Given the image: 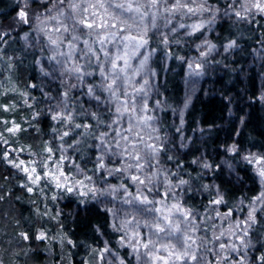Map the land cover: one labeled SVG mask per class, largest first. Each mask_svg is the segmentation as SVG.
<instances>
[{
  "label": "snow or ice",
  "instance_id": "obj_1",
  "mask_svg": "<svg viewBox=\"0 0 264 264\" xmlns=\"http://www.w3.org/2000/svg\"><path fill=\"white\" fill-rule=\"evenodd\" d=\"M17 4L14 23L0 30V56L14 67L4 49L11 32L27 25L22 39L36 49L35 63L44 76V82L30 84L40 89L41 100L20 91L22 104L30 110L21 121L4 115L21 107L15 97L0 102V159L24 174L21 186L52 201L78 197L80 204L104 207L111 214L108 226L119 247L130 249L137 264H264V244L257 250L258 239L253 238L254 230L264 229V151L254 152L234 139L208 151L203 139L197 147L181 127L175 128L178 136L169 138L150 103L152 58L161 45L166 54H173L169 45L178 29H186V36L198 32L202 36L201 30L221 18L255 22L257 16L264 18V0H17ZM179 18L195 19L173 26ZM236 45L229 38L222 47L228 51ZM217 47L203 38L194 44L199 52L191 62L184 56L179 59L202 75ZM0 95L7 97L8 91ZM259 99L264 101V94ZM154 104L163 107L159 99ZM42 116L47 130L41 128ZM238 119L243 126L245 119ZM179 123H185L183 111ZM214 127L208 126L209 133ZM29 129L39 148L18 146ZM216 149L223 151V159L213 154ZM26 152L30 159L24 158ZM241 161L259 177L260 190L233 197L225 182L216 180L227 171L234 177L232 183L243 182L237 171ZM205 177L212 182H205ZM189 193L206 202L196 207L187 198ZM95 231L105 234L101 225ZM20 236L31 239L29 231ZM63 237L75 246L66 232ZM58 238L63 243L61 237H52ZM37 239H49L47 231L41 228ZM92 252L98 264H129L108 239Z\"/></svg>",
  "mask_w": 264,
  "mask_h": 264
},
{
  "label": "trees",
  "instance_id": "obj_2",
  "mask_svg": "<svg viewBox=\"0 0 264 264\" xmlns=\"http://www.w3.org/2000/svg\"><path fill=\"white\" fill-rule=\"evenodd\" d=\"M17 10V0H0V30L8 29L14 23ZM193 19L179 18L173 21V26L180 22L191 24ZM26 30L27 25H18L17 30L11 32L9 46L4 49L7 56L12 57L14 67L9 68L4 57L0 56V72L3 74L0 76V93L8 91L7 97L0 95V102L15 97L21 103L16 112L4 113L6 118L17 121H21L30 111L22 104L20 91H28L35 99H42L40 89L30 87L31 83L42 81L40 68L35 63L38 56L34 58L33 55L36 49L26 48L22 39ZM186 31L178 29L174 40L170 36L173 42L169 47L173 54H166L161 45L160 51L152 58L154 74L150 85V103L157 108L161 131L172 138L178 136L175 128L181 127L184 136L192 138L197 147L201 146L203 139L208 151L229 139L237 140L244 148L254 152L264 151V101L259 99L264 76V18L257 16L255 22L247 23L221 18L213 27L201 30L202 36L199 32L186 36ZM203 38L216 43L217 49L222 52L225 51L222 46L227 45L229 38L235 39L237 45L224 55H209L203 74L197 75L179 57L184 56L191 62L199 52L194 44L200 43ZM191 82L196 90L192 100L188 101L187 92ZM13 87L18 91H9ZM156 99L161 101L162 108L154 104ZM39 107L42 109L43 104ZM181 111L185 120L183 125L179 123ZM238 117L245 119L243 126ZM41 119V128L47 130L48 121L43 116ZM210 124L215 127L209 133ZM201 129H204L203 133ZM234 132L240 135L235 136ZM35 135L29 129L17 141L18 146L33 144L39 148L40 142L34 139ZM9 138L16 139L12 136ZM176 142L179 143V140ZM213 154H219L218 158L223 159L221 149H216ZM24 158L30 159L27 152ZM237 171L243 182L232 183L234 177H230L227 171L216 182L223 180L233 197L251 196L260 190L259 177L252 168L241 161L237 164ZM23 179V173L0 159V196L4 197L0 199V258L5 264H98L92 248L103 247L105 239L129 264H137L130 249L119 247L115 233L108 226L111 214L104 207L95 202L80 204L78 197L65 196L58 201L45 199L39 193L27 192L20 184ZM205 182H212V178L205 177ZM187 198L196 207L206 202L203 196L196 193H189ZM45 211L50 215H42ZM57 212L60 213L59 217H56ZM97 225L103 227L104 236L95 231ZM41 228L47 231L49 239H37ZM22 231H29L31 239L24 240L20 236ZM65 232L76 241L75 246L63 237ZM52 237H61L63 243L61 239ZM253 238L258 239L256 248L259 250L264 244V229L254 230Z\"/></svg>",
  "mask_w": 264,
  "mask_h": 264
},
{
  "label": "rangeland",
  "instance_id": "obj_3",
  "mask_svg": "<svg viewBox=\"0 0 264 264\" xmlns=\"http://www.w3.org/2000/svg\"><path fill=\"white\" fill-rule=\"evenodd\" d=\"M26 48L30 49L27 45H26ZM226 52L227 51L222 52L220 49H217L216 51L210 53V56L211 57L220 56V55H224ZM0 71H2V70H0ZM0 76H3V74L1 72H0ZM41 81L44 82V76H43L42 72H41ZM192 82L189 84V86L187 85L188 86V92H187L188 101L192 100L194 93H195V90H196L194 83H192ZM261 83H262V94H264V76L261 80ZM191 84H192V86H191ZM105 256L107 257L108 255H105ZM0 261H2L1 258H0ZM3 264H5V263L3 262Z\"/></svg>",
  "mask_w": 264,
  "mask_h": 264
}]
</instances>
